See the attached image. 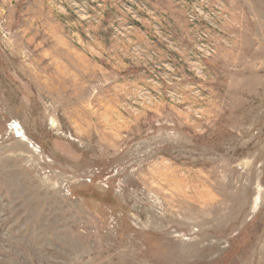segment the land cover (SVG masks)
<instances>
[{"label":"rangeland","instance_id":"obj_1","mask_svg":"<svg viewBox=\"0 0 264 264\" xmlns=\"http://www.w3.org/2000/svg\"><path fill=\"white\" fill-rule=\"evenodd\" d=\"M0 264H264V0H0Z\"/></svg>","mask_w":264,"mask_h":264}]
</instances>
